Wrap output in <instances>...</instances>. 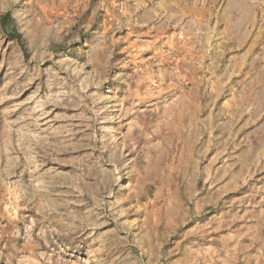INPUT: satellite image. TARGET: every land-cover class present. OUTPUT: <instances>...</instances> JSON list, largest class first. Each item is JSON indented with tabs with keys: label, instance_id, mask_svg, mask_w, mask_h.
<instances>
[{
	"label": "rangeland",
	"instance_id": "obj_1",
	"mask_svg": "<svg viewBox=\"0 0 264 264\" xmlns=\"http://www.w3.org/2000/svg\"><path fill=\"white\" fill-rule=\"evenodd\" d=\"M0 264H264V0H0Z\"/></svg>",
	"mask_w": 264,
	"mask_h": 264
}]
</instances>
